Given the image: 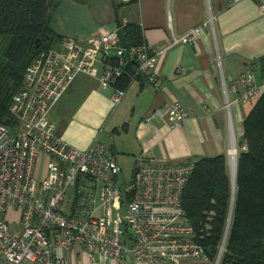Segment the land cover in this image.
Instances as JSON below:
<instances>
[{
	"label": "built area",
	"instance_id": "1",
	"mask_svg": "<svg viewBox=\"0 0 264 264\" xmlns=\"http://www.w3.org/2000/svg\"><path fill=\"white\" fill-rule=\"evenodd\" d=\"M257 2L264 16V0ZM199 37L194 29L173 43L191 44ZM103 54L118 61L98 74L94 63ZM125 59L135 62L137 76L160 87L156 56L145 45L121 49L115 30L99 31L85 44L63 39L57 50L40 52L26 68L24 87L9 106L16 124H0V264H65L67 254H77L80 264L209 263L180 206L192 165L140 157L130 181L119 183L120 170L104 147L93 143L76 150L55 136L48 114L75 77H95L106 88ZM235 84L245 88L237 104L263 89L254 85L250 70ZM122 97L123 91L115 90L112 104ZM166 113L172 130L187 119L177 102ZM160 114L154 110L144 119Z\"/></svg>",
	"mask_w": 264,
	"mask_h": 264
},
{
	"label": "crops",
	"instance_id": "2",
	"mask_svg": "<svg viewBox=\"0 0 264 264\" xmlns=\"http://www.w3.org/2000/svg\"><path fill=\"white\" fill-rule=\"evenodd\" d=\"M53 2L49 28L62 40L85 44L99 31L115 30L114 12L122 26H137L143 45L156 56L161 79L158 89L132 79L113 105V82L102 88L97 78L77 75L48 114L56 137L76 150L97 143L112 154L118 168L131 173L140 157L154 164L191 165L219 155L232 161L229 152L237 150L242 122L258 98L234 103L245 91L235 82L250 70L254 85L263 87L257 63L264 55V16L257 0ZM194 29L200 31L195 42L173 43ZM110 56L103 54L94 63L98 74L111 67L105 63ZM171 102L187 112L175 130L168 127ZM154 110H160L159 118L145 121ZM93 257L98 259L97 254ZM65 260L80 264L77 254H67Z\"/></svg>",
	"mask_w": 264,
	"mask_h": 264
},
{
	"label": "trees",
	"instance_id": "3",
	"mask_svg": "<svg viewBox=\"0 0 264 264\" xmlns=\"http://www.w3.org/2000/svg\"><path fill=\"white\" fill-rule=\"evenodd\" d=\"M53 0H0V124L15 126L9 113L14 94L24 87L25 69L40 53L56 48L59 39L49 28ZM113 6L117 7V5ZM126 47L143 45L140 29L122 26ZM116 56L105 63L116 66ZM112 81L124 90L137 76L136 64L124 60ZM263 89L242 122V147L236 158L231 196L226 160L222 155L191 162L192 173L181 195L180 206L194 232V242L209 262L217 258L229 222L218 264H264V55L257 63ZM231 212L230 216L229 213ZM230 218V220H228Z\"/></svg>",
	"mask_w": 264,
	"mask_h": 264
},
{
	"label": "rangeland",
	"instance_id": "4",
	"mask_svg": "<svg viewBox=\"0 0 264 264\" xmlns=\"http://www.w3.org/2000/svg\"><path fill=\"white\" fill-rule=\"evenodd\" d=\"M58 47H59V45H58ZM54 50H57L56 48H54ZM25 71H26V69H25ZM25 73V72H24ZM23 79H24V77H23ZM12 127H14V125L12 126ZM109 136V135H108ZM241 149H243L242 147H237V150H236V148H235V157H234V165L236 164V158H237V154H238V152L241 150ZM225 160H226V171H227V176H228V179H230V176H229V172H230V170H231V167H230V163H227L228 161H227V159L225 158ZM123 168H126V167H123ZM38 172H39V170H40V172H42L43 171V167L41 168V166H40V164H38ZM120 169V174L118 175V182L119 183H122V182H128V181H130V179H131V170H125V169H122L121 167L119 168ZM234 180H235V166H234ZM229 182H230V180H229ZM231 184V183H230ZM232 185H230V188H231V196L233 195L232 194V187H231ZM233 188H234V184H233ZM230 214H231V212L229 213V216H230ZM228 220H230V218H228ZM230 222V221H229ZM229 222H227L226 223V226H225V230H224V234H223V237H222V241H221V243H220V245H219V248H218V254H217V258H215V260L214 261H212V262H209L208 264H218V260H219V254L222 252V250H223V247H224V239H226V234H227V232H228V228H229Z\"/></svg>",
	"mask_w": 264,
	"mask_h": 264
},
{
	"label": "water",
	"instance_id": "5",
	"mask_svg": "<svg viewBox=\"0 0 264 264\" xmlns=\"http://www.w3.org/2000/svg\"><path fill=\"white\" fill-rule=\"evenodd\" d=\"M114 18H115V33H116V36H117V39H118L119 47L121 49H125L126 48V43L124 41L123 34H122V25H121V23L118 20L116 12H114ZM229 180H230V183H231L230 185H232L231 187H232V192H233L234 179L230 178Z\"/></svg>",
	"mask_w": 264,
	"mask_h": 264
},
{
	"label": "bare ground",
	"instance_id": "6",
	"mask_svg": "<svg viewBox=\"0 0 264 264\" xmlns=\"http://www.w3.org/2000/svg\"><path fill=\"white\" fill-rule=\"evenodd\" d=\"M230 158H231V170H230V174H229V176H230V178L231 179H234V157H235V149H234V147H232L231 148V152H230Z\"/></svg>",
	"mask_w": 264,
	"mask_h": 264
}]
</instances>
